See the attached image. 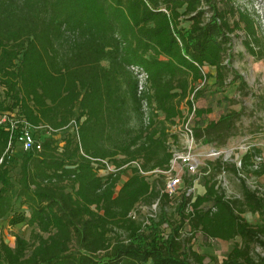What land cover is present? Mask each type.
Here are the masks:
<instances>
[{
    "label": "trees",
    "instance_id": "1",
    "mask_svg": "<svg viewBox=\"0 0 264 264\" xmlns=\"http://www.w3.org/2000/svg\"><path fill=\"white\" fill-rule=\"evenodd\" d=\"M255 19L232 0H0V111L51 128L39 150L20 149L13 167L0 164V221L30 227L28 237L14 232L12 245L0 235V264H204L190 246L197 233L240 238L219 264H264V195L247 183L264 174L259 147L235 161L202 162L201 193L190 189L195 178L183 188L185 170L174 195L153 177L181 148L188 113L198 120L195 144L219 154L237 133L242 107L216 117L213 105L194 99L237 80L247 94L225 57L241 30L245 50L264 59ZM133 67L148 75L140 95ZM7 135L0 129V154ZM102 160L119 170L100 175ZM220 174L238 180V196L223 192ZM154 202L157 212L137 213Z\"/></svg>",
    "mask_w": 264,
    "mask_h": 264
},
{
    "label": "rangeland",
    "instance_id": "2",
    "mask_svg": "<svg viewBox=\"0 0 264 264\" xmlns=\"http://www.w3.org/2000/svg\"><path fill=\"white\" fill-rule=\"evenodd\" d=\"M234 4L241 8L242 10L249 11L253 17H256L257 24L260 28L261 22H264V0H232ZM260 23V25H259ZM237 36L231 35V44L230 48L226 54V60L230 61L231 67L235 69L238 74H240L247 84V89L245 92L247 94L239 93L237 91L238 80L236 82L227 83L225 86L220 87L218 90H208L199 98L194 99V105H213L216 111V117L222 112L228 109H240L243 108V113L240 117V120L236 122L237 125V133L231 136L227 142L220 146L221 153L218 157H222L223 159H227L229 161H235L241 155V153L248 148L250 145H255L261 149L263 154L264 161V59L255 60L244 48L241 40L243 31H237ZM260 34L264 38V31L262 28L260 29ZM232 76H229V80ZM183 113L187 114L186 107L184 105L181 106ZM188 120L186 124L190 127V125L198 123L197 118L188 113ZM212 117V116H211ZM215 117V118H216ZM60 138V135L57 138ZM183 140V136H181ZM208 147L204 146L201 143H196L193 146V152L199 160V165L197 170L194 173H184L183 178H186L183 184V188L186 187L185 182L187 179H194L192 182V192L193 194L201 191L200 184L203 183V170L202 162L204 164L207 160H215L216 156L208 155ZM17 149V150H16ZM20 147L17 145L13 154L19 151ZM14 155H11L8 159L9 164H13ZM15 164L11 165L12 167ZM128 168H125L120 176V181H124L126 179V171ZM12 170L13 176L17 174V166ZM128 173V172H127ZM163 173V172H162ZM164 176H160L158 174L154 175V179L157 178L159 184H161L166 178V174L163 173ZM220 180V185L227 196H238L239 195V183L238 180L232 174H220L218 176ZM121 183V182H120ZM247 183L253 188L255 184H260V188L264 195V174L255 179H247ZM199 186V187H198ZM198 189V190H197ZM13 197L15 196V191L12 193ZM15 208H18V200L14 197ZM173 203L167 205L166 210L168 213L172 211ZM158 206L157 203L154 202L152 205L148 204H139L137 206V213L140 216L149 215V213L157 212ZM242 216L251 224L260 223V219L258 214H254L251 212H245ZM164 231H168L166 225L163 226ZM19 233L26 237L29 236L30 227L27 225H17L14 227L8 226L6 220L0 221V235L2 239L12 245L14 242L13 233ZM240 243V238L236 237L235 239L229 241H223L218 239H207L201 233L195 234V236L190 241V246L193 250L197 251L200 254L205 255L204 264H219L223 258L226 257L227 253L231 250V248L236 244ZM253 252L256 254H262V249L258 245L253 246ZM143 264H152L151 261H148Z\"/></svg>",
    "mask_w": 264,
    "mask_h": 264
},
{
    "label": "built area",
    "instance_id": "3",
    "mask_svg": "<svg viewBox=\"0 0 264 264\" xmlns=\"http://www.w3.org/2000/svg\"><path fill=\"white\" fill-rule=\"evenodd\" d=\"M260 25V23H259ZM264 31V22H261L260 28ZM133 71L137 77L138 87L137 91L140 95L147 88V73L139 67H133ZM143 120L148 122L151 107L146 101L142 102ZM72 129L76 130V123L73 121ZM0 129L5 131L7 135L6 146L3 152L0 154V164L8 163V159L13 154L17 145L23 152H29L31 150H39L42 144V135L51 131V128L39 124H30L25 117L20 115L17 109L0 111ZM183 140L181 142V148L173 149V156L169 163V169L164 172L165 178V191L168 195H174L181 183V171L185 170L188 173H194L199 165V160L193 152V146L195 141L193 138L191 127L186 123L183 126ZM210 156H218L219 152L214 149H210L208 152ZM260 158H257L259 160ZM102 168L98 170L100 175L106 173H113L118 171L111 163L106 160L100 162ZM97 166V164H96Z\"/></svg>",
    "mask_w": 264,
    "mask_h": 264
},
{
    "label": "crops",
    "instance_id": "4",
    "mask_svg": "<svg viewBox=\"0 0 264 264\" xmlns=\"http://www.w3.org/2000/svg\"><path fill=\"white\" fill-rule=\"evenodd\" d=\"M204 69H205V71H208V70H209L208 67H205ZM209 71H211V70H209ZM209 116H211V114H209ZM172 131H174V129H172ZM210 149H211V148L208 147V152H209ZM199 186H200V185H199ZM199 186H198V187H199ZM200 189H201V191H198V192H199V193L203 192V188H202L201 186H200ZM197 190H198V189H197Z\"/></svg>",
    "mask_w": 264,
    "mask_h": 264
}]
</instances>
